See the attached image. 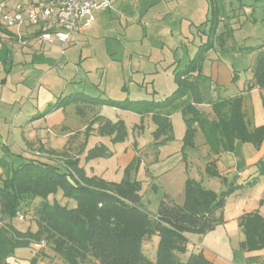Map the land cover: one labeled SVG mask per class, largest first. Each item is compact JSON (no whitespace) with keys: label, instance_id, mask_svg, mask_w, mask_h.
Returning <instances> with one entry per match:
<instances>
[{"label":"rangeland","instance_id":"1","mask_svg":"<svg viewBox=\"0 0 264 264\" xmlns=\"http://www.w3.org/2000/svg\"><path fill=\"white\" fill-rule=\"evenodd\" d=\"M263 39L264 0H111L109 9L94 13L89 27L73 32L63 51L56 47L34 53L0 42V181L32 157L48 156L58 163L78 158L87 175L115 182L130 176L140 181L138 205L149 213L165 196L182 203L186 179L198 177L199 171L205 187L218 193L244 184L253 174L243 172L242 160L257 153L260 146L236 141L232 151L218 157L224 175L210 178L205 166L213 155L204 134L197 129L193 145L184 147L185 122L179 111L170 116L173 138L168 141L163 135L155 137L150 113L83 101L43 113L59 98L76 93L103 100L161 101L174 90L175 73L200 46L204 50L202 74L220 87L222 97L235 96L252 78L256 53L248 48ZM8 52L12 64L3 63ZM263 90L247 91L244 106L250 128L264 124ZM60 118L62 126L48 127ZM123 130L125 137L120 138ZM102 146L107 155L90 156L91 149ZM259 179L251 187L229 193L222 214L225 209L231 217L249 202L264 203V178ZM54 198L70 208L76 204L61 191ZM27 212L24 221L13 220L20 230L33 228L30 209ZM154 238L142 247L153 259ZM40 264L64 263L53 256L52 262L45 259Z\"/></svg>","mask_w":264,"mask_h":264},{"label":"trees","instance_id":"2","mask_svg":"<svg viewBox=\"0 0 264 264\" xmlns=\"http://www.w3.org/2000/svg\"><path fill=\"white\" fill-rule=\"evenodd\" d=\"M263 46L248 48L256 55L252 79L243 92L264 88ZM203 51L200 46L175 73V88L161 101L103 100L76 93L48 105L43 115L79 101L150 113L156 125L155 137L163 135L164 141H168L173 138L170 116L179 111L185 122L184 147L193 145L197 129L203 132L214 156L232 151L236 141L259 147L264 140V124L250 128L242 96L222 97L220 87L202 74ZM199 105H209L213 116L209 117ZM124 135L123 130L120 138ZM104 149H91L90 156L107 155ZM255 167V173L244 184L221 193L205 187L200 180L187 178L183 202L165 196L152 216L139 207L141 183L130 176L115 182L87 175L78 158H68L64 163L48 156L26 159L0 181V264H7L15 249L31 247L40 240L65 264H87L91 259L99 264H214L202 251L187 252V234H206L222 223L226 196L240 187L255 185L259 177L264 178V155ZM205 173L209 177L219 176L215 159L207 162ZM58 191L73 199L75 206L60 204L54 198ZM29 209L35 229L20 230L13 220H17L18 213L27 215ZM238 225L243 234L240 249L252 252L264 248V217L259 211L243 213ZM152 235L158 236L154 260L142 250V242ZM35 263L36 257L30 261Z\"/></svg>","mask_w":264,"mask_h":264},{"label":"crops","instance_id":"3","mask_svg":"<svg viewBox=\"0 0 264 264\" xmlns=\"http://www.w3.org/2000/svg\"><path fill=\"white\" fill-rule=\"evenodd\" d=\"M16 2H17V0H0V5L4 6L5 8L10 9L15 5ZM106 10L107 9H104L103 11H106ZM98 11H102V10L94 11L93 15H94V13H96ZM87 27H89V26H86V27L79 26V27H77V29L75 31L79 32L82 29L87 28ZM20 29H21L22 37L26 39V44H24V45L21 44L17 38L16 28H13V27L8 28V27H5L3 24L0 23V42H2V43L7 42L10 44L15 43L20 48H23V47H24V49L27 48V49L33 51L34 53H40V52L43 53V52H46L47 49H48V51H50L52 48H56V47L61 48L58 42H55V44H53V45H49V44H44V43L40 42L39 40H37L33 36V33H34L33 28L28 27L27 25L22 26ZM72 39H73V32H72V34H71V36L67 42H69ZM261 44L264 45V39H263V43H261ZM54 45H56V46H54ZM259 45L260 44L255 45L253 47H256ZM13 61H14V59H13L12 53L8 52L7 57L3 61V63L12 64ZM256 89L261 90L264 88H254L250 91H253ZM250 91H248V93ZM262 93H264V92H262ZM236 95L242 96V108H243V111L246 115V120L248 121V124H249V118H248L249 111L244 106L245 100L248 97L247 91H245V92L241 91V92L237 93ZM227 97H232V96H227ZM198 108L201 109L202 111L205 110L206 114L209 117L213 116V114L211 112V107L209 105H199ZM59 109H61V108H58V109H56V110H54L48 114L56 112ZM207 109L210 110L211 115L208 114ZM253 111L255 112L254 108H253ZM48 114H45V115H48ZM59 120L60 121H56L55 124L51 122L48 125V127L50 128L54 125L62 126L64 123L63 119L60 118ZM64 136H67V134L61 135V137H64ZM47 142L49 143V148H51L50 150H53L52 148H54V147L51 145L52 141L49 139V141H47ZM32 145H34V147H36L34 142ZM263 155H264V140L262 141V143L260 145V150L257 153H252V155L248 154L246 156L245 160L244 161L242 160V162H243L242 164L244 165V167L242 169L243 172L245 173L246 171H248V172L250 171L251 172L250 174H254L255 170H256L255 163ZM218 157H219V155L218 156L213 155L209 159V161L212 159H215L216 170L218 171L219 176H223L224 175L223 169L219 168V166L217 165L218 164V162H217ZM201 173H202V171H199V176L193 177V178L196 180H200L202 182V184L204 185L205 184L204 178H203V175ZM239 174L241 176L243 175L240 172H239ZM108 181H110V180H108ZM258 181H260V179ZM263 199H264V196H263ZM157 209H158V207H156L155 211H153V212H150V213L148 211L147 212L150 215L155 216ZM255 210L259 211V213H261V215L264 217V203L260 204V202H258V200L247 203L242 209L237 211L234 216L231 215V217H227L225 215V209H224L222 216H223V219H225V220H224V223L222 222L223 224H221L220 226H217L214 230L209 231L206 234H202V236H195L196 234H187V238L189 240L188 245H187V252L202 251L203 254L209 260H211L214 264H264V248L259 250V251L248 252V251L240 249V247H239V243L243 239V234H242L241 228L238 225V218L243 213L255 211ZM231 220H235L234 221L235 224L233 222L229 223V221H231ZM31 225L33 226L32 230H34L35 229L34 223H32ZM151 237H155L154 240L156 241V245H157L158 236L152 235ZM151 237L148 239H151ZM148 239H146L142 242V247H143V244L145 243V241H147ZM53 256L57 257L53 253V251L46 246L43 247L39 251L33 250L29 246L26 248L15 249L13 255L7 259V264H30L31 259L34 257H36V263L35 264H40L45 259H49V261L52 262ZM57 258L60 259L59 257H57ZM150 259L154 260L153 258H150ZM87 264H99V263H98V261L91 259L90 262H88Z\"/></svg>","mask_w":264,"mask_h":264},{"label":"built area","instance_id":"4","mask_svg":"<svg viewBox=\"0 0 264 264\" xmlns=\"http://www.w3.org/2000/svg\"><path fill=\"white\" fill-rule=\"evenodd\" d=\"M110 7V0H17L10 9L0 5V23L16 28L17 38L23 45L26 39L22 37L20 28L27 25L33 28V36L37 40L49 45L58 42L63 51L77 27H86L93 22L94 11ZM16 217L23 221L27 215L18 213ZM31 247L42 249L45 241L33 242Z\"/></svg>","mask_w":264,"mask_h":264}]
</instances>
